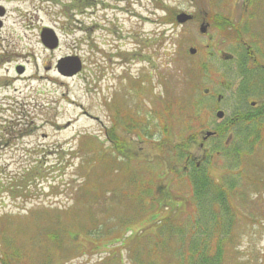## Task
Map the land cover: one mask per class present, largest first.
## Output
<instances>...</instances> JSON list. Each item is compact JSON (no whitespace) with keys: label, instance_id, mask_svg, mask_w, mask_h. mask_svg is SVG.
Returning <instances> with one entry per match:
<instances>
[{"label":"rangeland","instance_id":"rangeland-1","mask_svg":"<svg viewBox=\"0 0 264 264\" xmlns=\"http://www.w3.org/2000/svg\"><path fill=\"white\" fill-rule=\"evenodd\" d=\"M243 2L249 4L242 6ZM0 11H4L0 31V130L5 124H15L12 121L19 118L15 114L24 111L26 116L22 124L25 136L12 138L8 145L0 138V256H15L13 264L185 261L188 254L184 243L194 236L182 237L173 255H164L170 251L168 245L157 243L156 250L152 248L159 241L160 227L154 223L170 212L149 213L150 195L128 186L131 179L126 163L113 160L105 144V130L111 126L108 104L131 107L130 112L136 113L134 119H146L153 134L159 123L153 115L159 113V104H164L162 97L178 103L181 110L186 111L183 104H189L191 109L185 118L177 111L170 116L176 143L213 131L236 111H245V98L235 93L239 80L229 83L234 67L226 57L238 54L241 43H245L264 62V0H0ZM172 12L189 14L193 20L180 26ZM228 17L242 29L240 44L224 39L216 29L214 21ZM201 23L208 24L204 36L198 32ZM43 28L52 29L59 38L56 50L41 45L39 33ZM188 47L197 49L194 57L187 54ZM67 56H77L83 63L76 77L64 78L55 70L56 62ZM19 66L24 68L22 75L15 72ZM189 75L195 79L189 80ZM204 90L211 95L205 96ZM217 95L222 97L220 103ZM258 98L262 100L256 93L250 97L260 102ZM219 110L224 114L222 120L215 118ZM258 122H241L222 141L208 138L203 142L202 148L212 152L203 167L211 168L208 173L218 185L220 179L234 184L229 189L223 186L231 227L222 264H264V146L255 143L248 148L242 144L243 136L252 141L256 126L264 127V118ZM126 134L120 135L122 140H131L137 149L139 145ZM217 145L230 148L227 157L222 151H212ZM237 149L241 157L233 156ZM136 153L137 158H148L149 170L155 169L151 163L157 154ZM189 153L201 156L200 148L189 149L186 156ZM160 157L177 169L179 177L175 180L170 173L166 177L170 194L174 192L175 196L159 201V206L175 210L170 220L178 222L187 212L185 203L192 200L190 190L178 184L187 178L182 156L168 150L160 152ZM158 172L155 177L166 174L162 166ZM22 177L37 181L30 190H18L17 186H24ZM79 186L80 193L75 191ZM106 193L115 198L105 200ZM211 208L213 213L219 209L214 203ZM45 210L52 224L60 216L56 212L63 213L59 225L64 226L56 229L65 240L61 249H55L57 244L46 237L45 231L50 232L51 227L40 231L32 227L38 224L36 216L40 215L44 217L39 218L38 229L45 226ZM190 210L197 211L192 206ZM144 221L147 223L140 227L148 230L132 233L140 250L135 240L124 242L130 249L116 243L118 228ZM118 252L121 257L114 254ZM140 255V261L134 262ZM159 256L160 260H147Z\"/></svg>","mask_w":264,"mask_h":264},{"label":"trees","instance_id":"trees-1","mask_svg":"<svg viewBox=\"0 0 264 264\" xmlns=\"http://www.w3.org/2000/svg\"><path fill=\"white\" fill-rule=\"evenodd\" d=\"M172 14L173 16L175 15L174 12H172ZM214 22L215 26L218 28L221 34H225L228 27L231 26V23L227 19L219 21L215 20ZM226 37L229 40H237L238 34L231 33L226 35ZM188 77L189 80L194 78V76L191 75H189ZM260 81L263 85L264 78L262 77ZM161 99L165 100L164 104H159V113L153 115V117L159 121V124H157V126L155 127L158 128V131L156 130V135L153 134L152 130H149V133V126L148 123H146V119L144 121H138L137 119H134V117H136V113L130 112V108H122L120 105H112L111 107H109L111 126L105 130V138L108 143H111L113 145V148L110 149L111 154H113V160H120V162L124 161L126 163V174L131 179L128 181V186L135 188L137 191H142L150 195V197H148V207L149 209H151L149 210V213L164 212V210H160V208L165 209V211L167 212H170V214L168 215L169 218L162 217L161 219L156 220L160 222L158 224V226L160 227L158 229V238L159 240H166V243H160L161 246L168 245V247L170 248L169 253H171L176 250L177 243L181 242L182 237H187L189 235L194 236V239H188L186 242L185 240H183V242H185L184 244H186L187 246L186 254H188V256L186 257L187 261L181 260L179 264H222V258L225 252V241L228 239L226 235L231 227L230 211L227 207V199L224 193L223 185H218L217 183H215L205 169H203L202 167L197 168L194 163L189 161L188 157L190 153L187 154V156L185 153L195 144L194 137L190 139L184 138L179 143H176L175 134L172 132L173 125H170V116L175 113V111H177L181 114L183 113L182 117H184L187 110L191 109L189 104H183V107L186 109L185 111L179 108L181 106H178V103L168 101L165 97H162ZM24 115L25 112L21 111L19 112V118H17L16 121H12L15 122V124H5L4 126H2L0 130V138L3 140L2 144L8 145V143L11 142L10 140L13 138V136H16L15 134L21 136L25 132L22 131L23 125L25 123V121H23V117H26ZM258 121L260 120H254L253 122L259 124ZM143 122L145 124H143ZM161 122L168 123L166 126H164ZM239 122L241 121L228 119L222 125L216 126L214 128V132L218 140L222 141L225 136L236 125H238ZM119 128H121V130L123 131L121 134L118 133ZM123 133H128L131 136L133 135L134 137L132 136V140H134L137 146L139 145L138 148H141V145L145 146L144 148H141L142 151H147V153L150 152L151 155L157 154L155 156L156 159L151 163L155 165L154 170L151 171L147 168L148 158H137L136 151L140 152L141 150H138V148L135 149L131 144V140L123 141L120 136ZM263 135L264 127L258 125V127L256 126L254 132L251 135L252 141L248 140V136H243L242 144L246 145L248 148H252L255 143H261L263 144L262 146H264V141H261V137ZM94 139L96 143L99 142V138ZM89 142L90 140L88 141V143ZM89 147L95 148L94 146ZM229 149L230 148H226L225 146L221 147L217 145L215 148H213V151H222L221 153L223 154V156L227 157V151ZM168 150L178 152V155L182 156V163L184 165L188 163L189 166V168H187L185 172L183 171L187 178L184 180H179L178 184L184 186L186 190H190L192 200L185 203L186 205L184 206V209H187V212L180 217L178 222H173L170 220V217L175 214V210H169V207L159 206V201H165L167 199L171 200L173 196H175L174 192H171L172 195L170 194L168 183L166 182V177L169 176V173L175 180H177L179 177L177 176V169L172 168L170 164L165 161L164 158L166 157V154L163 155L164 158L160 157V152H167ZM235 154L237 157H241L239 154V149L234 150V157ZM141 160H144L145 163H141ZM134 163L136 164L135 170ZM159 166H162L166 170V174L160 178L157 177L160 175V172L157 173ZM36 169L37 168L34 167V170ZM79 171H81L80 168ZM155 175L157 176L155 177ZM20 181H23L22 184H24V186H17L16 188L18 190H24V188L30 190V185H33L37 181V178L33 177L29 180H25L22 177ZM233 185L234 184H230L228 189ZM80 189L81 187L79 186V189H76L75 191L80 193ZM89 194H92L93 198L95 197L93 192L90 191ZM79 196L84 195L79 194ZM103 197L105 200H113V198H115L114 195L109 193L104 194ZM213 203L219 207L217 213L212 212L211 206ZM191 206L197 211L193 212L192 210H190ZM172 208L177 209L176 206H173ZM60 211L56 212L55 215L59 216L60 214V216H63V213L61 214ZM44 212L46 213L43 215H48L47 218L44 219L45 226L42 225L40 229H38V224L41 223L39 218L42 219L44 217L40 215L36 216V222H38V224L32 227H34L36 231L51 227L50 232L45 231L48 241L57 244L59 248H62V242H64L65 240H62L61 237L58 236V232L56 231V229H60V226H64L63 224L59 225V223H61L60 216L56 223L52 224L49 218V211L45 210ZM52 228H54L55 231L52 232ZM2 229L4 230V234H7L8 231L6 227L3 226ZM129 230L130 228L121 231V237H124L127 234L129 236L134 235ZM111 232L112 231L108 233L110 234ZM115 235L118 236V234ZM121 241L122 240L120 239L118 243H121ZM156 241L154 242V245ZM155 248H157V246H155ZM159 248L161 249V247ZM169 253L164 255H168ZM14 257L15 256L13 255L6 256V254H2L0 256V264H13V262L16 261ZM140 259V256H136L135 261L138 263ZM141 261L143 262L142 259Z\"/></svg>","mask_w":264,"mask_h":264},{"label":"flooded vegetation","instance_id":"flooded-vegetation-1","mask_svg":"<svg viewBox=\"0 0 264 264\" xmlns=\"http://www.w3.org/2000/svg\"><path fill=\"white\" fill-rule=\"evenodd\" d=\"M248 2H243L242 6L247 5ZM244 7L241 11H244ZM234 28L232 25L229 29ZM244 48L240 49L238 54H234L231 56H227L226 60L232 61L234 67V74L231 76L229 81L230 84L239 80V84L236 89V94L239 98H245V111H236L233 113L232 118L238 121L247 122V121H254V120H261L264 118V98L260 100L250 99L255 90V85H258V80H254L257 78L256 74V61L261 60L259 59L253 50L249 48L248 44L243 43ZM219 55V53H218ZM261 67H264L263 62L260 63ZM228 71H230L228 69ZM211 95L208 92L205 96ZM217 103H220L222 97L217 95L216 97ZM200 137V136H198ZM199 148L202 150V145L199 144ZM204 155V154H203ZM200 156V158L194 159L196 161L193 163L199 167L200 161L204 160V156Z\"/></svg>","mask_w":264,"mask_h":264},{"label":"water","instance_id":"water-1","mask_svg":"<svg viewBox=\"0 0 264 264\" xmlns=\"http://www.w3.org/2000/svg\"><path fill=\"white\" fill-rule=\"evenodd\" d=\"M3 16V11H0V17ZM175 20L178 24H185L188 21L191 20V16L181 13L175 17ZM2 27V23L0 22V29ZM207 31V26L202 25L199 28V33L200 34H205ZM40 42L48 50H54L57 48L58 45V40L56 36L54 35L53 31L50 29H43L41 34H40ZM190 55H194L196 53V50L193 48H190L188 50ZM56 71L59 75L63 77H73L77 75L81 71V62L77 57H66L63 59H60L56 63ZM17 74H22L23 73V68L22 67H17L16 68ZM223 114L221 112L216 114V117L218 119H221ZM212 134L211 133H206L205 137H210Z\"/></svg>","mask_w":264,"mask_h":264}]
</instances>
